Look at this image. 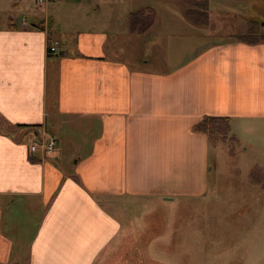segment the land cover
Returning <instances> with one entry per match:
<instances>
[{"label": "crops", "instance_id": "crops-1", "mask_svg": "<svg viewBox=\"0 0 264 264\" xmlns=\"http://www.w3.org/2000/svg\"><path fill=\"white\" fill-rule=\"evenodd\" d=\"M178 1L187 2L9 1L0 24L8 125L0 130V264L24 252L28 264L116 257L140 200L173 208L209 196L212 147L197 123L228 116L233 131L236 121L264 125V43L234 37L249 20L264 32V0H210L209 25L177 11ZM141 10L154 21L133 32L131 14ZM48 136L57 138L54 154L31 152ZM21 209L34 221L24 238Z\"/></svg>", "mask_w": 264, "mask_h": 264}, {"label": "rangeland", "instance_id": "rangeland-1", "mask_svg": "<svg viewBox=\"0 0 264 264\" xmlns=\"http://www.w3.org/2000/svg\"><path fill=\"white\" fill-rule=\"evenodd\" d=\"M9 1L0 0V24ZM47 1L51 0L42 4ZM23 2L26 7L35 5V0ZM191 7L175 2L182 13ZM19 15L29 19L26 10ZM226 19L232 22L230 16ZM11 23L29 26L19 19ZM0 120V130L6 131L8 125ZM234 127L237 141L211 146V184L215 186L209 196L180 200L173 208L140 200L130 213H135L128 220L131 233L118 257L107 261L103 254L97 264H264V125L242 120ZM17 212L24 222V238L34 221L26 210ZM22 255L10 264H28L27 254Z\"/></svg>", "mask_w": 264, "mask_h": 264}, {"label": "trees", "instance_id": "trees-1", "mask_svg": "<svg viewBox=\"0 0 264 264\" xmlns=\"http://www.w3.org/2000/svg\"><path fill=\"white\" fill-rule=\"evenodd\" d=\"M192 7L186 10V17L195 24H210V0H187ZM154 21V14L141 10L131 14L130 26L133 32L146 31ZM262 23L258 20H249L247 31L234 37L248 44L264 43ZM51 52V51H50ZM53 53V52H51ZM197 132L206 133L211 146H217L227 140L237 141V136L232 131L231 118L228 116H205L194 126Z\"/></svg>", "mask_w": 264, "mask_h": 264}, {"label": "built area", "instance_id": "built-area-1", "mask_svg": "<svg viewBox=\"0 0 264 264\" xmlns=\"http://www.w3.org/2000/svg\"><path fill=\"white\" fill-rule=\"evenodd\" d=\"M37 3H43L45 0H36ZM50 51L56 52V44L50 46ZM58 141L55 136H48L46 138H39L32 141L30 145L31 152L42 151L46 155L54 154L57 150Z\"/></svg>", "mask_w": 264, "mask_h": 264}]
</instances>
